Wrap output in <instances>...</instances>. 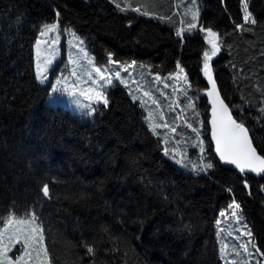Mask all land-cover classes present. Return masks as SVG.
Here are the masks:
<instances>
[{
	"label": "trees",
	"instance_id": "obj_1",
	"mask_svg": "<svg viewBox=\"0 0 264 264\" xmlns=\"http://www.w3.org/2000/svg\"><path fill=\"white\" fill-rule=\"evenodd\" d=\"M249 10L254 26L244 24L241 0H0V228L8 216L31 220L26 210H39L48 264H229V257L264 264V174L220 166L201 97L211 28L220 50L209 65L220 95L264 157V0H249ZM53 22L84 40L97 65L135 61L123 78L128 86H112L109 106L92 121L46 103L50 87L37 83L34 43ZM178 62L188 84L166 93V104L156 99L162 116L146 96ZM150 123L161 125L158 135ZM173 151L176 159L187 154V169ZM205 162L215 165L208 175L190 170ZM233 200L240 231L220 221ZM21 248L14 244L9 258Z\"/></svg>",
	"mask_w": 264,
	"mask_h": 264
},
{
	"label": "snow or ice",
	"instance_id": "obj_2",
	"mask_svg": "<svg viewBox=\"0 0 264 264\" xmlns=\"http://www.w3.org/2000/svg\"><path fill=\"white\" fill-rule=\"evenodd\" d=\"M110 2H115V0H110ZM192 4H197L198 0H190ZM223 2V0H221ZM242 5V13H243V22L244 24L256 25L257 20L254 14L249 10V0H241ZM117 8H120L121 11H124L121 8L120 4H116ZM132 10H137L133 8ZM57 18L59 17V12H57ZM199 16V12L192 13V20L196 21ZM236 30H244L243 25L236 23ZM197 24L195 22L189 23V29H195ZM58 24L56 22L45 24L42 26L40 30V35H46L49 32L57 31ZM204 31V28L200 29ZM208 35L212 37H217L218 34L214 32L211 28L207 29ZM177 36H181L183 39L181 31H177ZM41 41L39 39L36 40V44H40ZM83 42L81 41V44ZM212 44V56H215L217 52H219V47L215 40L209 41ZM212 57L209 56L208 52L204 53V66L203 71L204 74L208 77V82L212 86V89L208 92V95H212L216 90V82L212 78L213 68L209 65L208 61ZM111 63V59L109 60ZM47 64H51V61H46ZM135 65V61L130 64H125L124 70L127 68L133 67ZM143 67V65H141ZM177 69L183 72L182 65L178 62ZM44 71H48L46 68ZM94 71L97 75L100 76V79L103 81L105 77L102 75V72L106 71L105 69L95 68ZM75 75V73H73ZM115 77L119 81L120 84H123L124 81L120 77V69L118 68L115 72ZM37 80L43 83L47 76L44 75L43 72H38ZM67 79V77H65ZM160 77H157L159 80ZM60 83V80H57V84ZM92 83L95 84L96 81L93 79ZM108 86H118L113 83L112 79L109 78L107 81ZM165 87H168L165 84ZM60 89L56 86V84L52 85V91L57 92ZM89 100L95 98L97 104H103L104 108L109 106L108 104V95H107V87L104 88L103 91H95L94 89H88ZM84 94V93H81ZM147 94V93H146ZM219 96V93H216ZM79 104V101H77ZM215 104V102H214ZM261 105H264V101H261ZM83 107H87L84 105ZM261 112H264V106L258 109ZM96 109H92L86 112V115H92ZM102 111V109H101ZM213 140L216 143V152L219 155L220 160L225 164H233L236 168L240 170L241 173L252 172L257 175L264 174V157L257 154L256 149L253 147V142L249 139L250 129L245 126L243 120L237 122V120L233 119L232 115L229 114V110L223 101H220V112L217 114V111L214 107L213 109ZM166 126V125H165ZM161 127V125L149 124L150 130L153 131V135H158L154 128ZM173 132L176 129H172ZM203 144V141L200 142ZM196 145L193 144V147ZM204 149L201 147V153H203ZM165 155H169V150L165 148ZM187 154L184 153L182 159H176L175 153L173 151L170 156L171 159L175 160V163L179 164L181 167L187 169L188 163L186 162ZM202 159H206L205 157H201ZM215 165L212 162H205L202 165H197L196 167L191 168L190 170L196 174L203 172L205 175H208L210 169L214 168ZM245 188L248 187V183L245 182ZM229 192L231 189H227ZM264 191V186L261 188ZM43 197L50 198V188L47 183L42 186ZM229 208H233L234 211L232 213L233 216H236L238 219H243L242 213L239 211L241 206L235 200L229 204ZM28 211L31 212V220L27 218L22 219H13L12 216H8L7 220H3V228H0V264H48V251L45 248L44 244V229L42 228V220L43 217L41 212L36 208L26 210L25 215L27 216ZM19 215V212L16 213ZM221 216H224L225 213L221 212ZM2 220V218H0ZM219 223V221H217ZM23 226V227H21ZM189 226L183 225L182 228L178 230H187ZM246 227V225H245ZM245 233H241L244 235ZM248 236H251V232L248 231L246 233ZM14 244H21L22 248L17 250V254H15L14 260L9 258L8 253L12 250ZM87 254L89 256L94 255V248L90 245H85ZM240 247L244 248L245 252L248 251L247 247L244 244H240ZM73 264H79V261H74Z\"/></svg>",
	"mask_w": 264,
	"mask_h": 264
},
{
	"label": "rangeland",
	"instance_id": "obj_3",
	"mask_svg": "<svg viewBox=\"0 0 264 264\" xmlns=\"http://www.w3.org/2000/svg\"><path fill=\"white\" fill-rule=\"evenodd\" d=\"M205 38L209 47V56L212 57L208 61L210 64L216 55L212 56L213 49L212 44L209 43V41H213L215 38L209 36L208 33H206ZM37 39H39L41 43H34V71L36 77L38 72H43L44 75L47 76V79L43 83L39 82L36 78L39 85H47L50 87L46 103L68 110L73 116L80 120L92 121L96 115V111H94L92 115H86L85 113L92 109H97L103 104H97L95 98L89 100L88 89L103 91L104 88L107 87L108 93L112 88V86L107 85L108 79L111 78L114 84L119 83L115 77V72L119 68L121 79L125 78V76H127L126 73H128L127 70H124L125 66L117 65L112 60L111 63L107 62L104 65H97L93 57L89 54L84 40L79 38L72 30H61L59 24L57 31L49 32L43 36L39 33ZM81 41L83 42L82 44ZM46 61H51V64H47ZM59 65L60 71L58 72L56 70ZM97 67L106 70L102 72V75L105 77L103 81L94 71ZM46 68L48 71H44ZM73 73H75V75H73ZM203 75L206 77L204 73ZM65 77H67V79H65ZM58 79L60 80L59 84H57ZM93 79L96 81L95 84L92 83ZM53 84H56L60 90L53 92ZM165 84H167L168 87H165ZM187 84L188 82L185 72H181L179 69H177L175 73L169 74L164 80L155 82V87H153L150 93L146 96L149 107L159 110L160 114L164 116L161 104H159L156 99H160L162 104H166V93H176L182 90L183 87H186ZM121 85L128 86V83L126 84L124 82ZM77 101H79V104ZM84 105H87V107H83ZM233 211V208H229L224 212L225 215L221 216L220 221L227 223V221L230 220V222L237 225L236 223H238V219L236 216L232 215ZM220 225L219 232L225 230V226H222V224ZM235 228L240 231V226L237 225ZM238 252L239 254L246 256V260H248V254L245 252L244 248L240 247ZM220 256L221 259L223 258V260H225L223 254H220ZM235 262L236 257H229V264H235ZM223 263L227 264L226 261ZM249 263L251 262H245V264Z\"/></svg>",
	"mask_w": 264,
	"mask_h": 264
},
{
	"label": "water",
	"instance_id": "obj_4",
	"mask_svg": "<svg viewBox=\"0 0 264 264\" xmlns=\"http://www.w3.org/2000/svg\"><path fill=\"white\" fill-rule=\"evenodd\" d=\"M212 78L214 79L213 75H212ZM205 84H206V89L202 92V98L205 100V102L207 104V107H208L207 127H208L209 142H210V146L212 148V154H213L214 158L217 160V162L220 164V166L223 167L224 169H229L231 171H236V172L241 173L240 170L235 167V165L223 163L220 160L219 155L216 152V143L213 140V135H212V133H213L212 121H213V118H214L213 117V109L215 107V109L217 111V114H219V112H220V101H223V99H222V97L220 95V92L218 90L217 85H216L215 92H213L212 95H208V92L212 89V86L209 84L207 76H206V79H205ZM216 93H219V96H217ZM214 102H215V104H214ZM224 104L227 106V104L225 102H224ZM227 108L229 110V114H231L233 119H235L228 106H227ZM249 139H251L250 135H249ZM253 147H254V145H253ZM256 152H257L258 155H260L257 150H256ZM249 173H252V172H249ZM241 174H243V173H241ZM261 175H263V174H261Z\"/></svg>",
	"mask_w": 264,
	"mask_h": 264
}]
</instances>
